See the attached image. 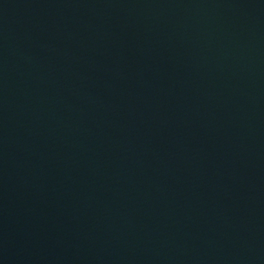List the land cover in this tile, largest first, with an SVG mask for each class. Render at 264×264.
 I'll list each match as a JSON object with an SVG mask.
<instances>
[{"label":"water","instance_id":"obj_1","mask_svg":"<svg viewBox=\"0 0 264 264\" xmlns=\"http://www.w3.org/2000/svg\"><path fill=\"white\" fill-rule=\"evenodd\" d=\"M0 264H264V0H0Z\"/></svg>","mask_w":264,"mask_h":264}]
</instances>
